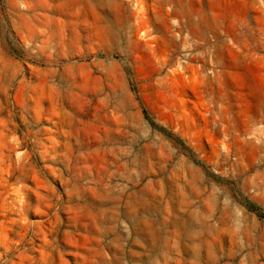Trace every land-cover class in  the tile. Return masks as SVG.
I'll use <instances>...</instances> for the list:
<instances>
[{"label":"rangeland","instance_id":"rangeland-1","mask_svg":"<svg viewBox=\"0 0 264 264\" xmlns=\"http://www.w3.org/2000/svg\"><path fill=\"white\" fill-rule=\"evenodd\" d=\"M0 264H264V0H0Z\"/></svg>","mask_w":264,"mask_h":264},{"label":"trees","instance_id":"trees-1","mask_svg":"<svg viewBox=\"0 0 264 264\" xmlns=\"http://www.w3.org/2000/svg\"><path fill=\"white\" fill-rule=\"evenodd\" d=\"M149 116L146 114V117L145 118H147V119H150V118H148ZM249 208L251 209V210H257L258 208H255L253 205H249Z\"/></svg>","mask_w":264,"mask_h":264}]
</instances>
